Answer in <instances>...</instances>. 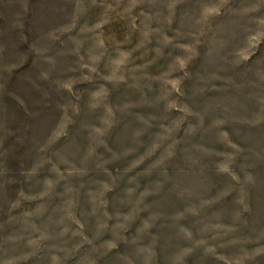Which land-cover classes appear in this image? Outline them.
<instances>
[{
	"label": "rangeland",
	"instance_id": "rangeland-1",
	"mask_svg": "<svg viewBox=\"0 0 264 264\" xmlns=\"http://www.w3.org/2000/svg\"><path fill=\"white\" fill-rule=\"evenodd\" d=\"M0 264H264V0H0Z\"/></svg>",
	"mask_w": 264,
	"mask_h": 264
}]
</instances>
